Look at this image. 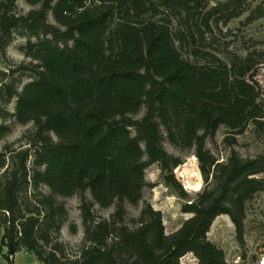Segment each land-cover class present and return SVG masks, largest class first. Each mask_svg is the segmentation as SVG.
Instances as JSON below:
<instances>
[{"label": "trees", "instance_id": "1", "mask_svg": "<svg viewBox=\"0 0 264 264\" xmlns=\"http://www.w3.org/2000/svg\"><path fill=\"white\" fill-rule=\"evenodd\" d=\"M17 1L0 0V63L17 35L30 62L0 65V120L34 127L25 145L0 152V264L21 250L41 264H181L189 254L227 264L207 237L213 222L228 216L242 245L246 205L264 193V154L232 149L219 161L206 147L220 127L228 146L250 124L264 135V88L255 79V55L264 52L226 62L214 46L215 30L243 15L244 0H24L26 13ZM263 16L257 8L247 23ZM9 131L0 125V140ZM164 140L196 158L203 188L194 197L174 173L183 160ZM153 164L190 216L169 235L149 204L127 219ZM72 197L83 240L69 252L61 230ZM95 206L114 209L104 219Z\"/></svg>", "mask_w": 264, "mask_h": 264}, {"label": "rangeland", "instance_id": "2", "mask_svg": "<svg viewBox=\"0 0 264 264\" xmlns=\"http://www.w3.org/2000/svg\"><path fill=\"white\" fill-rule=\"evenodd\" d=\"M245 12L239 18L232 20L226 26H219V31L215 30V45L219 50V56L223 61H227L230 55L245 57L248 53L264 52V16L256 19L252 23H247V18L255 9L264 12V0H244ZM31 8L25 4L24 0L17 1V11L26 13ZM27 39L17 35L7 49V63H0L1 66L17 68L20 64L29 63L20 51L26 45ZM256 81L264 88V59L259 60L257 53ZM260 62V63H259ZM23 74L22 72L17 73ZM27 74V75H26ZM20 78L19 89L29 82L28 73ZM16 101L12 100L7 106L10 113H14ZM141 112L136 118L141 117ZM0 125L9 128V134L0 140V152L7 145L14 149L23 146L27 142L29 132L33 130V124L20 125L15 118L6 121L0 120ZM227 129L220 127L215 136L206 141L207 149L219 161H225L230 151L235 150L243 158H253L264 154V135L255 131L253 125H249L243 135L236 137V143L228 146L224 139ZM164 149L183 160V164L175 171V176L182 184L183 188L194 197L203 188V181L198 170V163L191 152H183L174 148L167 140L163 143ZM163 172L158 164L151 165L145 172V179L148 186L143 190L142 201L138 206L126 204L127 219L130 220L139 215L141 209L149 204L154 210L162 215V222L167 235L177 231L183 222L190 216L181 211L183 202L165 184ZM264 178V175L262 176ZM90 198L89 195H87ZM68 216L61 230V240L67 245L69 252L76 250L83 240V226L79 211V200L72 197L65 200ZM113 207L101 209L95 206V213L98 217L108 219L113 212ZM75 225L77 232L72 234L70 227ZM4 231L0 228V240ZM208 239L225 253L227 264H255L258 259L264 257V193H258L252 201L246 205V218L244 220V242L239 244L236 239L235 228L229 217L219 216L213 222ZM6 253V249H4ZM237 260L238 263H236ZM5 260L0 256V263ZM13 264H41L34 255L24 250L17 252L12 257ZM181 264H198L197 260L191 255L185 256Z\"/></svg>", "mask_w": 264, "mask_h": 264}, {"label": "built area", "instance_id": "3", "mask_svg": "<svg viewBox=\"0 0 264 264\" xmlns=\"http://www.w3.org/2000/svg\"><path fill=\"white\" fill-rule=\"evenodd\" d=\"M238 261L240 260H237L236 263H238ZM255 264H264V257H261L260 259H258Z\"/></svg>", "mask_w": 264, "mask_h": 264}]
</instances>
